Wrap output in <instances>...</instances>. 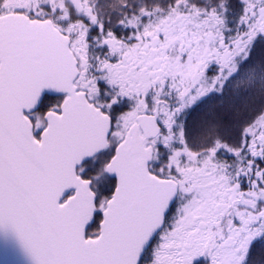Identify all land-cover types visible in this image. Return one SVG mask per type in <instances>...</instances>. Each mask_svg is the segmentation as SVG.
<instances>
[{
    "label": "snow or ice",
    "instance_id": "obj_1",
    "mask_svg": "<svg viewBox=\"0 0 264 264\" xmlns=\"http://www.w3.org/2000/svg\"><path fill=\"white\" fill-rule=\"evenodd\" d=\"M0 264H264V0H0Z\"/></svg>",
    "mask_w": 264,
    "mask_h": 264
}]
</instances>
